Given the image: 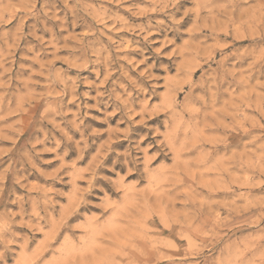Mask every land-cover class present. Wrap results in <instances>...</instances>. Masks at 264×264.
Segmentation results:
<instances>
[{
  "label": "rangeland",
  "instance_id": "rangeland-1",
  "mask_svg": "<svg viewBox=\"0 0 264 264\" xmlns=\"http://www.w3.org/2000/svg\"><path fill=\"white\" fill-rule=\"evenodd\" d=\"M263 30L264 0H0V264H264Z\"/></svg>",
  "mask_w": 264,
  "mask_h": 264
},
{
  "label": "bare ground",
  "instance_id": "bare-ground-1",
  "mask_svg": "<svg viewBox=\"0 0 264 264\" xmlns=\"http://www.w3.org/2000/svg\"><path fill=\"white\" fill-rule=\"evenodd\" d=\"M261 1H262V0H261ZM258 2H259V1H258ZM177 4H178V3H177ZM177 4H176V5H177ZM261 4H262V3H261ZM197 12H198V10H197ZM197 12H196V13H197ZM195 16H197V15H195ZM233 28H234V27H233ZM211 29H212V28H211ZM236 31H237V30H236ZM263 31H264V30H263ZM234 32H235V31H234ZM240 32H241V31H240ZM226 33H227V32H226ZM228 34H229V33H228ZM232 34H233V33H232ZM234 34H235V33H234ZM237 34H240V33H237ZM249 34H250V32H249ZM235 35H236V34H235ZM247 35H248V34H247ZM233 36H234V35H233ZM237 38H240V37L238 36ZM175 153H176V152H175ZM176 155H177V154H176Z\"/></svg>",
  "mask_w": 264,
  "mask_h": 264
}]
</instances>
